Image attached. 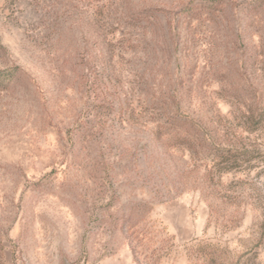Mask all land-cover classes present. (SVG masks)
Returning a JSON list of instances; mask_svg holds the SVG:
<instances>
[{
    "label": "rangeland",
    "instance_id": "rangeland-1",
    "mask_svg": "<svg viewBox=\"0 0 264 264\" xmlns=\"http://www.w3.org/2000/svg\"><path fill=\"white\" fill-rule=\"evenodd\" d=\"M0 264H264V0H0Z\"/></svg>",
    "mask_w": 264,
    "mask_h": 264
}]
</instances>
